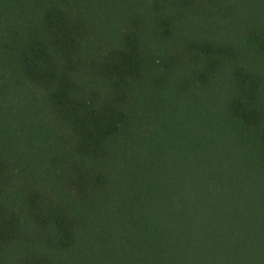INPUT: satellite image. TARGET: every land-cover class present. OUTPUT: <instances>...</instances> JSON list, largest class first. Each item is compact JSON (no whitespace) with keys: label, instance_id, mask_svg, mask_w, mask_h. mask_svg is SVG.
<instances>
[{"label":"trees","instance_id":"16d2710c","mask_svg":"<svg viewBox=\"0 0 264 264\" xmlns=\"http://www.w3.org/2000/svg\"><path fill=\"white\" fill-rule=\"evenodd\" d=\"M243 2L0 0V264H264Z\"/></svg>","mask_w":264,"mask_h":264},{"label":"rangeland","instance_id":"374dc122","mask_svg":"<svg viewBox=\"0 0 264 264\" xmlns=\"http://www.w3.org/2000/svg\"><path fill=\"white\" fill-rule=\"evenodd\" d=\"M243 1H244L243 6H242L243 12L254 10L255 13L259 15L262 13L264 14V0H243ZM229 26H231V24H228L225 21L222 24V27L226 29L227 31H228Z\"/></svg>","mask_w":264,"mask_h":264}]
</instances>
